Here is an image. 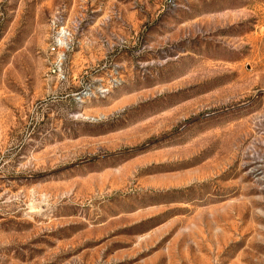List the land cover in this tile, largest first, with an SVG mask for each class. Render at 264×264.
I'll list each match as a JSON object with an SVG mask.
<instances>
[{
  "label": "rangeland",
  "instance_id": "obj_1",
  "mask_svg": "<svg viewBox=\"0 0 264 264\" xmlns=\"http://www.w3.org/2000/svg\"><path fill=\"white\" fill-rule=\"evenodd\" d=\"M0 264H264V0H0Z\"/></svg>",
  "mask_w": 264,
  "mask_h": 264
},
{
  "label": "built area",
  "instance_id": "obj_2",
  "mask_svg": "<svg viewBox=\"0 0 264 264\" xmlns=\"http://www.w3.org/2000/svg\"><path fill=\"white\" fill-rule=\"evenodd\" d=\"M64 32V31H63Z\"/></svg>",
  "mask_w": 264,
  "mask_h": 264
}]
</instances>
